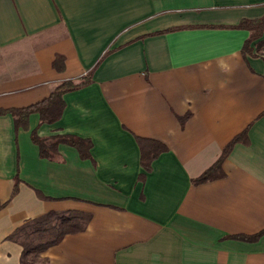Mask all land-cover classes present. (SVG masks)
Segmentation results:
<instances>
[{
  "label": "crops",
  "instance_id": "0c3cea01",
  "mask_svg": "<svg viewBox=\"0 0 264 264\" xmlns=\"http://www.w3.org/2000/svg\"><path fill=\"white\" fill-rule=\"evenodd\" d=\"M263 16L264 0H0V110L47 99L111 51L56 123L32 114L16 132L0 116L1 203L21 181L0 211V264H22L7 238L26 221L74 211L91 220L48 264H264V235L235 239L264 230V55L243 54L248 31L219 28ZM247 128L224 177L193 184ZM35 129L90 140L92 159L63 144L62 162L42 159ZM137 138L167 147L149 172Z\"/></svg>",
  "mask_w": 264,
  "mask_h": 264
},
{
  "label": "trees",
  "instance_id": "16d2710c",
  "mask_svg": "<svg viewBox=\"0 0 264 264\" xmlns=\"http://www.w3.org/2000/svg\"><path fill=\"white\" fill-rule=\"evenodd\" d=\"M221 29L246 30L249 32L243 46V54L251 57H258L260 49L264 45V16L255 19H243L235 26H219ZM181 28H174L166 32L176 31ZM165 33V32H163ZM106 52L99 62L89 71L87 76L77 80H68L61 83L51 95L36 104L28 107L0 110V116L11 114L14 120L15 131L19 129L29 130V117L32 114H38L40 117L39 125L53 124L62 118L66 108L64 96L70 92H74L89 86L95 70L98 68L102 60L110 53ZM52 67L57 72L65 70V58L62 55H56ZM249 128L235 136L231 142L223 149L219 159L202 175L193 179L195 185L205 184L210 181L218 180L224 177L222 171L223 162L229 156L233 147L240 143L249 144L248 139ZM32 142L38 146L39 155L42 159L50 161L62 162L63 159L59 155V146L61 144L73 147L77 150L82 160H91L92 142L88 139L79 138L74 135H55L47 138L40 137L37 129L31 131ZM140 148V164L141 167L149 172L152 162L162 153L167 151V147L160 142L151 139L137 138ZM139 179L145 180V174H141ZM19 173L14 179V188L10 199L6 203L0 202V211L6 207L11 200L18 194L20 184ZM39 198H44L40 192H37ZM91 220V215L79 212H49L40 217L26 221L22 226L17 228L7 239L19 244L23 251L21 254L22 264H48V259L42 257L49 248L58 245L67 235L83 232ZM264 235V230L253 236H237L235 239L242 241H257Z\"/></svg>",
  "mask_w": 264,
  "mask_h": 264
},
{
  "label": "rangeland",
  "instance_id": "374dc122",
  "mask_svg": "<svg viewBox=\"0 0 264 264\" xmlns=\"http://www.w3.org/2000/svg\"><path fill=\"white\" fill-rule=\"evenodd\" d=\"M260 54L261 55H264V45L261 47V49H260Z\"/></svg>",
  "mask_w": 264,
  "mask_h": 264
}]
</instances>
